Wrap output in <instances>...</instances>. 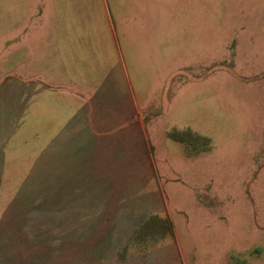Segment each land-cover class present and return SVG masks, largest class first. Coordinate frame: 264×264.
<instances>
[{"label":"rangeland","instance_id":"obj_1","mask_svg":"<svg viewBox=\"0 0 264 264\" xmlns=\"http://www.w3.org/2000/svg\"><path fill=\"white\" fill-rule=\"evenodd\" d=\"M96 18L132 85L154 84L137 94L154 168L139 182L109 151L121 131L91 148L74 139L90 135L78 106L39 100L73 84L40 70H78L54 41L92 46ZM175 129L191 134L176 142ZM150 215L174 234L136 239ZM0 264H264V0H0Z\"/></svg>","mask_w":264,"mask_h":264},{"label":"crops","instance_id":"obj_2","mask_svg":"<svg viewBox=\"0 0 264 264\" xmlns=\"http://www.w3.org/2000/svg\"><path fill=\"white\" fill-rule=\"evenodd\" d=\"M55 2H57V0H55ZM92 9H94L93 5ZM97 14L98 13L96 12V15ZM107 18L108 17H106V20ZM96 19L97 20L94 21L95 26L93 28H91L90 25L86 26L88 30L92 31L93 47L88 44V40H82L83 43L74 46L67 41H59L60 47H64V53H61L56 42L58 40L54 41V55H66L70 52L71 49V55L73 57V50L75 49L77 56H74V59L79 60L78 66L75 65L76 67H78V70L74 72L75 74H70V77H68L66 80H60L56 78L55 76L58 75V73L55 70H51L47 73L40 70L41 72L46 74V77L51 80L58 82L68 81L69 83L72 82L73 84L63 85L59 88L47 84L45 85V89L42 90L39 100L45 102L46 98H48L50 102H69L71 104H74V106H78L80 108V110H78L79 113H82V120L86 125H88L87 131L90 135L75 136L74 139L76 141H83V144H89L90 146H92L91 148H94L96 146L94 145L95 143H99L102 145L103 143L108 144L109 137L106 135L111 134L115 131H121V136H117L119 141L118 145L121 147L109 151L118 155L124 153L128 154V158H126V164L131 166V168L128 169V173L131 174V178L133 181L139 182L140 173L142 171H147L148 167L149 169H153L152 171H154V168H152L150 158H147L149 159V161L147 162H144L142 159V145L144 144L145 140L142 138V136H139V133L137 132L141 130L142 125L138 118L139 111L137 106V94L138 92H146L150 88H153L154 84L151 87H143L141 92L138 91L134 85H132V81L136 82L137 80V74L134 70H132L131 73L127 70L126 64L124 62L126 56L122 58L119 54L120 51L116 49L117 38H115L114 36L115 32L113 30V25L106 20L98 21V18ZM52 26L56 28L57 20L53 23ZM44 27L45 26L43 25L41 28ZM64 28H66L65 23ZM74 34L79 33L74 32ZM84 34H88V31H85ZM104 40L108 43H103ZM105 45L112 54L109 58L102 56V54L104 53L103 49ZM149 47L151 48V46ZM147 49V45L144 46V48L140 46L138 48L136 56H132L133 52H131L130 59L128 60V62L130 63V68H133V65L134 68L137 67V56L139 54V51L144 52ZM132 60L134 61L132 62ZM37 67L40 68L39 66ZM171 73L172 72H170V74ZM131 75L132 78H130ZM75 76H79L78 78L83 77V81H81L78 85H76L75 83ZM154 76H156L155 73ZM77 87L79 89H77ZM78 90L82 92L86 91L88 93V96L77 95ZM97 93L105 94L107 99L104 102H101L100 100H97L98 102H92L90 99H92L94 97V94ZM39 100L37 102H39ZM174 131L182 130L175 129ZM135 132L137 133V136H135ZM169 132L171 133L172 131ZM95 134H99V136H94ZM111 137L112 136H110V139ZM171 139L176 142L180 141L173 138ZM180 142L183 143L182 141ZM91 150L92 149L89 150V153L92 152ZM117 174H123V171H118ZM125 179V177H122V179H120V183L129 182V180L125 181ZM151 216L153 215H150L147 219H145L138 226V228ZM137 229H135V232Z\"/></svg>","mask_w":264,"mask_h":264},{"label":"trees","instance_id":"obj_3","mask_svg":"<svg viewBox=\"0 0 264 264\" xmlns=\"http://www.w3.org/2000/svg\"><path fill=\"white\" fill-rule=\"evenodd\" d=\"M186 134H191L190 130L186 131H174L169 133V137L180 140L182 142H185L184 137ZM158 232V235L160 237H164L167 234H174L173 230V223L170 218L168 217H159L157 215L151 216L148 220H146L135 232V238H142L145 236V238L149 235H152L155 232Z\"/></svg>","mask_w":264,"mask_h":264}]
</instances>
